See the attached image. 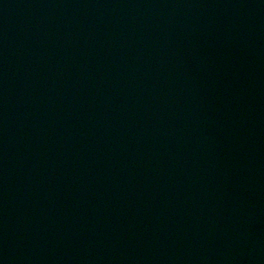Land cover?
Segmentation results:
<instances>
[{"label":"water","instance_id":"1","mask_svg":"<svg viewBox=\"0 0 264 264\" xmlns=\"http://www.w3.org/2000/svg\"><path fill=\"white\" fill-rule=\"evenodd\" d=\"M0 264H264V0H0Z\"/></svg>","mask_w":264,"mask_h":264}]
</instances>
